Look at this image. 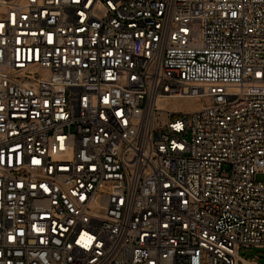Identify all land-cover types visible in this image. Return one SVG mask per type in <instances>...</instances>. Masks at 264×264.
<instances>
[{
    "label": "built area",
    "instance_id": "2783aa9c",
    "mask_svg": "<svg viewBox=\"0 0 264 264\" xmlns=\"http://www.w3.org/2000/svg\"><path fill=\"white\" fill-rule=\"evenodd\" d=\"M258 173L264 0H0V264H246Z\"/></svg>",
    "mask_w": 264,
    "mask_h": 264
},
{
    "label": "rangeland",
    "instance_id": "374dc122",
    "mask_svg": "<svg viewBox=\"0 0 264 264\" xmlns=\"http://www.w3.org/2000/svg\"><path fill=\"white\" fill-rule=\"evenodd\" d=\"M195 104L197 103L195 102V100H192V99L176 100L174 102V105L176 107H184V108L191 107ZM256 180L264 181V173H258L256 175ZM238 254L244 259L255 260L259 264H264V246L263 247H248V248H245L242 246L238 250ZM239 264H245V263L240 261Z\"/></svg>",
    "mask_w": 264,
    "mask_h": 264
},
{
    "label": "crops",
    "instance_id": "0c3cea01",
    "mask_svg": "<svg viewBox=\"0 0 264 264\" xmlns=\"http://www.w3.org/2000/svg\"><path fill=\"white\" fill-rule=\"evenodd\" d=\"M246 264H259V263L255 260H247Z\"/></svg>",
    "mask_w": 264,
    "mask_h": 264
},
{
    "label": "bare ground",
    "instance_id": "6f19581e",
    "mask_svg": "<svg viewBox=\"0 0 264 264\" xmlns=\"http://www.w3.org/2000/svg\"><path fill=\"white\" fill-rule=\"evenodd\" d=\"M196 105V104H195ZM195 105H193V106H195Z\"/></svg>",
    "mask_w": 264,
    "mask_h": 264
}]
</instances>
